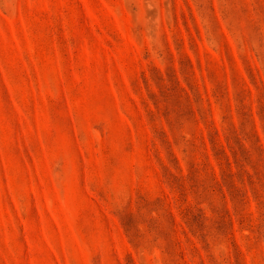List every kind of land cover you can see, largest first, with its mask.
I'll list each match as a JSON object with an SVG mask.
<instances>
[{
	"label": "rangeland",
	"instance_id": "374dc122",
	"mask_svg": "<svg viewBox=\"0 0 264 264\" xmlns=\"http://www.w3.org/2000/svg\"><path fill=\"white\" fill-rule=\"evenodd\" d=\"M0 264H264V0H0Z\"/></svg>",
	"mask_w": 264,
	"mask_h": 264
}]
</instances>
